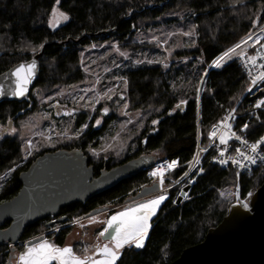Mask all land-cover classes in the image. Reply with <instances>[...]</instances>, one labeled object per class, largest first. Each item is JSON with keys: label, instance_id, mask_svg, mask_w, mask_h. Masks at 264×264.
I'll return each instance as SVG.
<instances>
[{"label": "trees", "instance_id": "obj_1", "mask_svg": "<svg viewBox=\"0 0 264 264\" xmlns=\"http://www.w3.org/2000/svg\"><path fill=\"white\" fill-rule=\"evenodd\" d=\"M55 1L0 0V74L42 49L37 59L38 78L28 97L21 102H0V127L10 120L20 129L19 121L40 108V97H52L60 86L81 81L83 48L102 41H108V45L99 50L102 55L95 67H111L107 79L111 80L115 72L122 77L120 92L111 93L109 103L118 108L126 101L127 110L140 111V116L130 120L123 127L124 132L121 130L125 148L108 158L91 154L88 149L100 148L98 135L116 113L105 116V124L97 130L89 128L72 140L58 137L45 141L52 147L45 145L29 154L25 152L26 139L19 133L1 135L0 176L7 178L0 189V202L17 194L19 173L36 157L59 149H81L95 175L144 154L177 159L178 165L168 174L167 183L176 180L191 161L198 134L200 145H207L210 128L237 104L247 86L233 58L209 70L199 99L198 123L196 92L201 76L215 57L264 22V0H59L69 21L49 29L46 23ZM186 13L194 25L195 42L183 41L180 31L186 29L178 15H174ZM137 32L143 36L159 33L162 41L157 45L162 48L161 53L157 54L152 42L134 41ZM168 55L175 60L167 65L164 61ZM245 104L244 101L238 106L239 113ZM97 112L103 114L99 109L96 115ZM262 130L263 127L250 124L251 136ZM212 154L211 150L204 155L201 168L180 203L176 204L175 199L180 185L168 190V198L150 222L145 245L140 249L124 248L117 264H169L185 248L202 241L207 230L222 220L233 202L224 193L233 188L235 173L232 168L215 166ZM263 181L264 167L242 176L241 194L252 193ZM148 183L147 170H143L84 203L62 208L60 215L66 216L65 223L47 226L52 218L34 223L24 230L13 251L7 244L0 245V264H6L11 254L23 252L25 240L41 233L57 247L63 246L72 230L69 222L86 216L94 208L122 203ZM86 247L77 243L73 250L82 255Z\"/></svg>", "mask_w": 264, "mask_h": 264}, {"label": "water", "instance_id": "obj_2", "mask_svg": "<svg viewBox=\"0 0 264 264\" xmlns=\"http://www.w3.org/2000/svg\"><path fill=\"white\" fill-rule=\"evenodd\" d=\"M41 54L42 49L31 59L18 62L0 74V102H21L28 97L38 78L37 59ZM31 64H35L36 67L30 80L25 84L26 92L23 96L16 95L18 89L16 70L24 65L27 71V66ZM210 66L211 64L199 81L197 100ZM24 74L22 72L21 76ZM252 99L254 98L249 100ZM11 124L9 121L8 128ZM6 131L5 128L1 132ZM155 159L153 155H140L101 170L95 175L93 166L88 165L87 157L81 149H59L39 155L26 170L19 173L20 189L17 194L7 201L0 202V245L7 244L13 251L14 246L20 243L24 230L36 222L52 218L46 223L47 226L65 223L66 216L60 215L62 208L73 203H84L117 186L148 169ZM156 191L158 184L153 182L143 186L127 201L139 199L140 202H144V197ZM186 191L188 186L182 189L176 198V204L181 202L182 194ZM105 209L106 207L94 208L86 216H92ZM100 238L107 241L103 237ZM44 239L45 233H41L25 240V245L31 246ZM128 248L140 249L135 245ZM14 257L15 255L11 254L6 264H11ZM169 264H264V181L251 193L249 210L241 208L238 204H231L228 213L215 227L207 230L202 241L185 248L179 257Z\"/></svg>", "mask_w": 264, "mask_h": 264}, {"label": "rangeland", "instance_id": "obj_3", "mask_svg": "<svg viewBox=\"0 0 264 264\" xmlns=\"http://www.w3.org/2000/svg\"><path fill=\"white\" fill-rule=\"evenodd\" d=\"M60 13H63L68 17V15L61 10V8L59 7V3L56 0L51 8L46 23L49 29H55L68 23L69 17L67 20H65L60 15ZM174 15H178L181 24L186 29L180 31L183 41L190 42L193 39V42H195V34L193 31L194 25L191 22L190 17H188V13L182 15ZM189 32H191V35H186V33ZM134 41L152 42L155 51L158 52L157 54L161 53L162 48L157 45L159 44V41H162L159 33L149 32L147 35L143 36L140 32H137L134 36ZM107 45L108 41H102L99 44H91L90 46L83 48L80 56L83 79L76 84L60 86L57 94H54L52 97H40V108L33 115L25 116L22 120L19 121L18 126L20 127V129L13 123L11 124L10 128H8V125L6 124L0 127V132L2 131V129H7L6 133L1 132V135H5L7 133L15 134L16 132L19 133L20 136L26 139L25 152L29 154V152L41 150L45 147V145L47 148H51L52 146L45 144V141L51 142L58 137H64L66 138V140H72L76 137L81 136L87 129L91 128L93 130H97L102 126V124L104 125L106 123L101 129L102 132L98 135V140L101 143L100 148H89L88 150L91 154H98L103 156V158H108L110 155L114 157L117 155V153L122 151V149H124L126 145V139H121V134L122 132H124L123 127L126 128L130 124L129 121L133 118H138L140 116V111L127 110L126 101H123L118 106V108L113 107L112 104L109 103L112 96L111 93L115 91L120 92L118 91V88L120 89V86L122 85V77L120 73L115 72L114 75L111 76L113 77L111 80L107 79L108 74L111 73V67L107 68L105 67V65L97 68L95 67L99 62L98 57L102 55L101 53H98L99 50H101L103 46ZM187 46H189V44L186 45V47ZM156 56H158V59H161L160 55ZM144 59L145 58L143 57L142 60ZM165 59L166 60L164 62H166L168 65L170 61L175 60V57L168 55L167 57H165ZM119 64L120 62L117 63V65ZM110 81L113 83L108 84V82ZM101 85L104 87V89L100 87ZM57 102L61 103L62 105L60 104L54 106L57 104ZM52 106H54L55 108H53ZM50 109H54L55 117L50 112ZM98 109L103 114L99 115L97 112L96 115V111H98ZM105 109H107V112H105ZM113 113H116L115 117H112L105 122L104 117L111 116ZM97 120L100 121L99 124L96 123ZM84 125H87V127H84ZM6 178L7 175L0 176V189ZM171 184V182L167 183V185ZM186 185L187 184H183V187H185ZM234 186L233 188L229 189V191L224 193V195L228 199L231 195V191L234 190ZM170 188L172 187H169L168 190ZM168 190L153 193L147 197H144L143 200H145L144 202H146L148 200L157 198L159 195H164L167 198ZM180 190L181 189L179 188L176 198L178 197ZM250 195L251 193H248L245 196L249 198ZM132 196L133 195L125 198L122 203L106 206V209L104 211L94 214L92 215V217H95L96 221H107L112 215L116 214L117 212L124 211L126 208L133 207L136 204L144 203L140 202L139 199H131L127 201V199L132 198ZM151 220L149 221V224ZM68 224L72 225V230L66 237L63 246H61L60 248L70 247L73 249L74 244H85L87 247L84 254L79 255L73 250L74 255L78 257L94 256L95 245H102L108 242L101 240L99 236V233L103 230L104 227H106V224L93 223L89 219V216H84L78 220L71 221ZM45 240L51 243L46 235L43 241ZM129 246L130 245H126L125 248H128ZM28 247L30 246H25L24 251L21 253H14L15 257L14 259H11V264H19V256L23 254L28 249ZM53 264H56V262L54 261Z\"/></svg>", "mask_w": 264, "mask_h": 264}, {"label": "built area", "instance_id": "obj_4", "mask_svg": "<svg viewBox=\"0 0 264 264\" xmlns=\"http://www.w3.org/2000/svg\"><path fill=\"white\" fill-rule=\"evenodd\" d=\"M250 34L251 39H249ZM244 41H247V43H244ZM237 44H240V47L236 48L235 52L230 53V55L233 54V58L235 59L238 67L247 80V86L243 94L239 98L237 104L225 114L223 119L212 126V128L209 130V142L207 145H200V138L198 134L196 147L187 169L180 177L173 181L171 185H167L166 183L167 176L170 172L176 169L178 160L162 158L154 163V165L147 172V177L150 181H154L159 185V177L153 176L152 173L158 168H163L165 170L164 184L163 186L159 185L158 192L166 191L169 187H173L176 185H180V189L182 190L183 184H187L186 186L190 188L201 168L204 155L212 150V163L222 169L232 168L235 173V186L234 190L231 191V195L229 198L232 199L233 202L239 204L242 208L246 210L249 209L247 196H243L241 194L240 178L245 175H250L255 170L264 167V161L257 159V162L255 164H251L245 161L244 163L246 166L240 167L233 164L230 158L235 157L239 159L236 152L237 148L249 155H257V153L259 155H264V150H262L264 149V145H261V148H258L257 153H251L247 146L241 144L240 141L235 139V136H240L242 140H247L248 144L250 145L260 140L261 137H264V106L260 108L255 107V105L260 100H264V82L259 83L258 86H253L251 84V81L254 77L264 72V67H262V65H264V22L250 30L242 38L236 41L231 47L215 57L211 62L210 69L217 68L215 66V62L219 59V57H221L229 49L234 48ZM250 57L255 58V64L251 63L249 59ZM227 58L228 57H225L223 61H220V64L222 65ZM249 89H251V91H249ZM260 92L262 93L260 94ZM250 98L254 99L249 100ZM244 101L246 102V104L243 107V112L239 113L237 111V108ZM233 109H235V111H232ZM241 119L243 120L240 121ZM251 123H254L255 126L263 127L262 132H260L259 134H252L253 136H251ZM245 124H247L249 127L247 130L241 132V129ZM225 125H230V128H226ZM212 132L216 133L215 137H212L210 135ZM231 133H235V136H232V138L228 140L227 144H221L220 137H227L231 135ZM222 151L224 152L223 156L220 155ZM222 159L227 160L228 162L226 164H221L220 160ZM172 161H177V165L174 168L169 169L167 166L171 164ZM185 173H187V175H185ZM186 194L187 192L183 193L182 198H185ZM245 204H247V207H244Z\"/></svg>", "mask_w": 264, "mask_h": 264}, {"label": "snow or ice", "instance_id": "obj_5", "mask_svg": "<svg viewBox=\"0 0 264 264\" xmlns=\"http://www.w3.org/2000/svg\"><path fill=\"white\" fill-rule=\"evenodd\" d=\"M57 2L59 3V0H57ZM60 15L63 19H68V17L63 13H60ZM186 35H191V32L186 33ZM249 39H251V34L249 35ZM244 43H247V41H244ZM239 47L240 44H237L234 48L226 51L215 62V66L220 67V61H223L225 57L231 58L230 53H234L236 48ZM249 59L251 63L255 64L256 60L254 57H250ZM35 67V64H31L27 66V71H25L24 65L17 68L15 73L18 82L16 95L23 96L25 94V84L28 80H30ZM262 67H264V65H262ZM22 72L25 73L23 76H21ZM261 82H264V72L254 77L251 84L253 86H258ZM249 91H251V89H249ZM262 106H264V100H260L255 105L256 108H260ZM232 111H235V109ZM105 112H107V109H105ZM96 123L99 124L100 121L97 120ZM154 123H157V121H154ZM84 127H87V125H84ZM225 127L230 128V125H225ZM248 127L249 126L245 124L241 129V132L247 130ZM210 135L215 137L216 133L212 132ZM232 136H235V133H231V135L227 137L221 136L220 143L227 144L228 140L231 139ZM235 139L240 141L241 144L247 146L251 153H257L258 148H261V145H264V137H261L260 140L250 145L247 140H242L240 136H235ZM236 152L239 159L235 157L230 159L233 164L240 167L246 166L244 163L245 161L251 164H255L257 159L264 161V155H259L258 153L257 155H249L244 151H241L239 148L236 149ZM220 155L223 156L224 152L222 151ZM227 162V160H220L221 164H226ZM176 165L177 161H172L167 167L172 169ZM201 171H203V169H201ZM152 175L159 177V185L163 186L165 170L163 168H158L152 173ZM185 175H187V173H185ZM165 199L166 197L164 195H159L155 199L136 204L133 207L126 208L124 211L117 212L107 221H96L95 217L89 216V219L93 223L106 224V227H104L99 233V236L103 237L108 242L102 245H95L94 256L78 257L74 255L72 248H60L45 240L28 247V249L19 256V264H53L54 261L56 264H117V261L120 260L121 250L124 249L126 245H135L137 248L144 246V240L146 239L150 228L149 221L156 214L157 209ZM244 207H247V204H245Z\"/></svg>", "mask_w": 264, "mask_h": 264}, {"label": "bare ground", "instance_id": "obj_6", "mask_svg": "<svg viewBox=\"0 0 264 264\" xmlns=\"http://www.w3.org/2000/svg\"><path fill=\"white\" fill-rule=\"evenodd\" d=\"M212 61H213V60H212ZM212 61H211V62H212ZM210 64H211V63H210ZM210 64H209V65H210ZM209 65H208V66H209ZM210 70H211V69H210ZM196 94H197V92H196ZM200 95H201V93H200ZM199 99H200V97H199ZM198 104H199V101H198V103H197V120H198V123H199V119H200V118H198V106H199ZM196 143H197V141H196ZM195 147H196V145H195ZM194 150H195V149H194ZM193 153H194V152H193ZM144 241H145V240H144Z\"/></svg>", "mask_w": 264, "mask_h": 264}, {"label": "flooded vegetation", "instance_id": "obj_7", "mask_svg": "<svg viewBox=\"0 0 264 264\" xmlns=\"http://www.w3.org/2000/svg\"><path fill=\"white\" fill-rule=\"evenodd\" d=\"M56 104V103H55ZM61 103H59V102H57V104L56 105H54V106H57V105H60ZM62 105V104H61ZM54 106H52L53 108H55ZM51 110V113H52V115L55 117V111H54V109H50Z\"/></svg>", "mask_w": 264, "mask_h": 264}]
</instances>
